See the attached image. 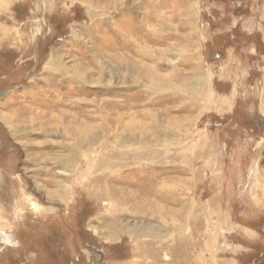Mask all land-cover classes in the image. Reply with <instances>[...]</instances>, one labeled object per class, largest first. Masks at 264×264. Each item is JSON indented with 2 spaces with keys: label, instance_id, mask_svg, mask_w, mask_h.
Here are the masks:
<instances>
[{
  "label": "rangeland",
  "instance_id": "1",
  "mask_svg": "<svg viewBox=\"0 0 264 264\" xmlns=\"http://www.w3.org/2000/svg\"><path fill=\"white\" fill-rule=\"evenodd\" d=\"M0 264H264V0H0Z\"/></svg>",
  "mask_w": 264,
  "mask_h": 264
},
{
  "label": "bare ground",
  "instance_id": "2",
  "mask_svg": "<svg viewBox=\"0 0 264 264\" xmlns=\"http://www.w3.org/2000/svg\"><path fill=\"white\" fill-rule=\"evenodd\" d=\"M2 237H4L3 239H4V244H5V246H14V243H13V241H12V239H11V237H9L8 235L6 236V234H4L3 233V235H2Z\"/></svg>",
  "mask_w": 264,
  "mask_h": 264
},
{
  "label": "built area",
  "instance_id": "3",
  "mask_svg": "<svg viewBox=\"0 0 264 264\" xmlns=\"http://www.w3.org/2000/svg\"><path fill=\"white\" fill-rule=\"evenodd\" d=\"M4 238V237H3Z\"/></svg>",
  "mask_w": 264,
  "mask_h": 264
}]
</instances>
